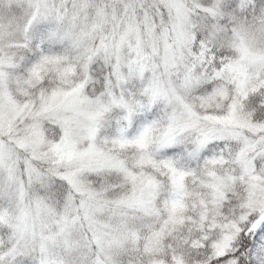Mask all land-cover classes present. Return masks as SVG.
I'll use <instances>...</instances> for the list:
<instances>
[{
    "label": "clouds",
    "instance_id": "1",
    "mask_svg": "<svg viewBox=\"0 0 264 264\" xmlns=\"http://www.w3.org/2000/svg\"><path fill=\"white\" fill-rule=\"evenodd\" d=\"M0 264H264V0H0Z\"/></svg>",
    "mask_w": 264,
    "mask_h": 264
}]
</instances>
